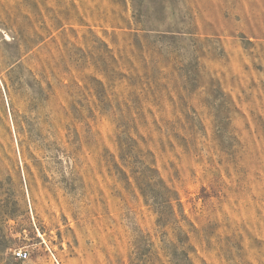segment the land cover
<instances>
[{
  "label": "rangeland",
  "instance_id": "rangeland-1",
  "mask_svg": "<svg viewBox=\"0 0 264 264\" xmlns=\"http://www.w3.org/2000/svg\"><path fill=\"white\" fill-rule=\"evenodd\" d=\"M0 264H264V0H0Z\"/></svg>",
  "mask_w": 264,
  "mask_h": 264
},
{
  "label": "built area",
  "instance_id": "built-area-1",
  "mask_svg": "<svg viewBox=\"0 0 264 264\" xmlns=\"http://www.w3.org/2000/svg\"><path fill=\"white\" fill-rule=\"evenodd\" d=\"M14 259L17 261H25L28 257V254L25 251L17 250L13 253Z\"/></svg>",
  "mask_w": 264,
  "mask_h": 264
}]
</instances>
